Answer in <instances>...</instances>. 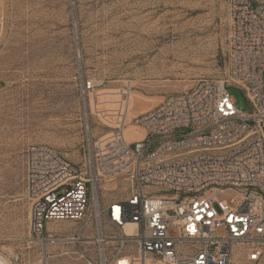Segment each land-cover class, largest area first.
<instances>
[{"label":"built area","instance_id":"built-area-1","mask_svg":"<svg viewBox=\"0 0 264 264\" xmlns=\"http://www.w3.org/2000/svg\"><path fill=\"white\" fill-rule=\"evenodd\" d=\"M228 5L227 76L200 78L190 90L131 117L143 137L126 133V85L115 110L96 109L113 131L95 139L87 127L78 160L47 144L28 147L32 234H42L49 222H73L78 227L65 240L91 242L92 264L264 260V0ZM230 86L245 93L249 112L236 107ZM94 90L93 80L82 82L83 102L98 107ZM112 112L116 118L109 122ZM123 181L126 198L102 195L107 183L115 189ZM218 191L236 196L219 200ZM128 223L132 233L124 230Z\"/></svg>","mask_w":264,"mask_h":264},{"label":"rangeland","instance_id":"rangeland-1","mask_svg":"<svg viewBox=\"0 0 264 264\" xmlns=\"http://www.w3.org/2000/svg\"><path fill=\"white\" fill-rule=\"evenodd\" d=\"M229 21L228 0H0V260L93 263L91 242L65 240L78 227L73 222L30 232L28 147L47 144L78 160L87 127L95 139L113 131L96 109L115 110L126 85V133L143 137L131 117L190 90L200 78L227 76ZM86 79L95 82L98 107L83 102ZM228 91L236 107L249 112L245 93L235 86ZM128 192L123 181L115 189L107 183L102 195L124 199ZM235 196L216 193L219 200Z\"/></svg>","mask_w":264,"mask_h":264},{"label":"bare ground","instance_id":"bare-ground-1","mask_svg":"<svg viewBox=\"0 0 264 264\" xmlns=\"http://www.w3.org/2000/svg\"><path fill=\"white\" fill-rule=\"evenodd\" d=\"M152 110V109H151ZM150 111V110H149ZM148 112V111H147ZM146 113V112H145ZM144 114V113H143ZM124 230L127 233H132L134 231V224L133 223H128L125 225ZM0 264H6L5 262H3L2 260H0Z\"/></svg>","mask_w":264,"mask_h":264}]
</instances>
